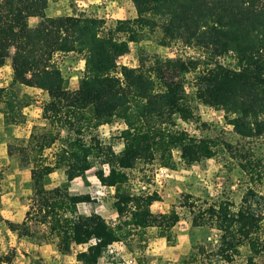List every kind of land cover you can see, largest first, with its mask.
I'll return each instance as SVG.
<instances>
[{
  "label": "trees",
  "instance_id": "1",
  "mask_svg": "<svg viewBox=\"0 0 264 264\" xmlns=\"http://www.w3.org/2000/svg\"><path fill=\"white\" fill-rule=\"evenodd\" d=\"M50 1L0 0V66L10 59L12 70L10 82L0 86L3 123L25 121L23 108L31 99L21 95L22 86L47 93L41 114L47 126H32L27 139L16 138L18 146L7 145V154L30 171L27 210L19 222L1 214L0 221L19 238H31L33 224L42 226L41 237L55 239L61 254L82 245L78 264H97L115 243L130 248L129 241L145 240L149 228L174 243L179 212L174 206L153 212L159 194L135 190L129 170L155 160L170 164L175 149L185 166L227 152L249 184L238 203L223 195L196 208L184 196L192 226L213 227L219 235L214 248L197 244L182 264H232L242 249L244 264H264V194L256 188L264 185V161L242 143L264 137V0H129L134 16L111 23L85 12L47 16ZM33 17L39 21L31 27ZM149 35L161 46L178 44L194 53L164 58L141 51L137 65L118 63L130 43ZM58 53L83 56L74 89L54 60ZM198 104L222 111L236 144L201 121ZM178 119L193 122L197 134L179 128ZM117 122L123 126L118 151L97 133ZM56 142L53 161L46 162L44 151ZM96 164L100 183L114 188L115 224L95 211L80 213L79 204L93 199L69 191L71 181L85 180ZM58 169L65 180L47 187L48 175ZM14 257L13 249L0 252V264H17ZM136 263L145 264L144 258L136 256Z\"/></svg>",
  "mask_w": 264,
  "mask_h": 264
},
{
  "label": "rangeland",
  "instance_id": "2",
  "mask_svg": "<svg viewBox=\"0 0 264 264\" xmlns=\"http://www.w3.org/2000/svg\"><path fill=\"white\" fill-rule=\"evenodd\" d=\"M74 12H85L103 17L108 23L115 19L134 16V8L129 0H53L46 9L47 16ZM38 21V18H31L29 25L34 27ZM141 51L145 54L157 53L164 58L175 57L176 54L191 55L194 53L193 50L185 49L178 44L161 46L155 41L153 35H149L140 42L130 43L129 52L121 56L118 61L120 64L137 65ZM54 60L67 78L69 88H76L83 70V56L79 53H58ZM21 95L28 96L31 101L26 106L27 108H23L25 121L19 125L28 123L27 130L30 131L32 126H37L39 129L47 126L46 120L41 115L43 107L41 103L46 100L42 98V92L22 86ZM196 112L201 121L209 123L212 128L216 129L215 132L219 136L236 144L238 137L232 132L231 126L225 123L222 111L198 104ZM0 125L2 126L0 129V195H2L0 208L4 210L1 215L4 219L19 222L24 218L30 201V171L29 168L18 165L16 155L7 154V145L10 144L11 148L18 146L16 133L21 132L15 127L19 125H2L1 121ZM122 127L119 122L104 124L97 129V133L103 141L111 143L118 151L122 146L119 138ZM64 132L62 130V134ZM28 136L24 131L19 138L27 139ZM242 143L255 156L264 161V137L245 140ZM57 144L58 142L45 149L46 162L53 161ZM98 167L99 165L96 164L87 170L85 180L80 177L74 178L70 183L69 191L74 194L88 193L93 199V202L79 204L80 213L88 214L95 211L109 222L112 218L117 220V214L112 208L114 190L98 185L95 174ZM140 167L143 169L140 170ZM140 167L129 170L130 184L135 190H155L159 194L160 200L152 204V211L161 213L174 206L179 212L180 219L174 226L175 242L168 243L156 235L155 228H149L146 231L145 240L138 241L136 238L130 240V248L127 243H115L110 247L108 255L101 258L97 264H137L136 256L143 257L145 264H182V260L190 257L197 244H205L207 248H214L219 235L218 230L205 225L192 226L191 220L194 214L183 206L184 196L190 195L189 202L193 201L196 208L204 207L223 195H227L234 203H238L246 185L249 184L237 161L227 152H219L211 159L185 166L180 162L179 150L175 149L172 163L164 164L155 160L150 165ZM64 180L63 170L58 169L48 175L46 186H57ZM256 188L264 194L263 184L257 185ZM32 228L35 234L31 240L18 238L4 222L0 221V252L13 249L15 251L14 260L17 264H77L74 253L84 247L74 246L68 256H61L56 253L55 239L46 240L41 237L42 226L33 224ZM144 242L145 247L142 249L140 244ZM245 255V249H242L241 254L236 256L232 264H244Z\"/></svg>",
  "mask_w": 264,
  "mask_h": 264
},
{
  "label": "crops",
  "instance_id": "3",
  "mask_svg": "<svg viewBox=\"0 0 264 264\" xmlns=\"http://www.w3.org/2000/svg\"><path fill=\"white\" fill-rule=\"evenodd\" d=\"M33 18H36V17H33ZM11 77H12V70H11V65H10V59H7L6 63L3 66H0V86H6L10 82ZM28 87L31 89H36V91H41L42 92V98L47 99V93L45 91H43L42 89L37 88L35 86H28ZM24 108H27V107H24ZM0 121H1L2 125H6L3 123V116H2L1 112H0ZM28 127H29L28 123H24V124H22V126L21 125L16 126L15 128L20 130V132H21V133H16V135L19 137L24 131L25 132L27 131ZM0 129H2L1 125H0ZM0 197H2V195H0ZM0 202H1V200H0ZM2 213H4V210L0 208V214H2ZM23 238H27V237H23ZM31 238H28V239L31 240ZM40 246H41V243L39 244V247ZM77 246L83 247L82 245H76V247ZM72 250H73V248H72ZM56 253L60 254L61 256H68V254H61L60 252L57 251V249H56ZM75 254H76V251L74 253V258H75ZM75 261L78 264V261L76 260V258H75Z\"/></svg>",
  "mask_w": 264,
  "mask_h": 264
},
{
  "label": "built area",
  "instance_id": "4",
  "mask_svg": "<svg viewBox=\"0 0 264 264\" xmlns=\"http://www.w3.org/2000/svg\"><path fill=\"white\" fill-rule=\"evenodd\" d=\"M55 55H57V54H55ZM118 63H119V61H118ZM42 103H41V105H43ZM177 126L179 128L187 130L190 134H197V129L195 128V124L193 122H186V121H183L181 119H178L177 120ZM26 132H27V135H29L30 130H27ZM102 167H103L105 172L108 171V166L107 165H103ZM96 181H97L98 185H101V186H104V187H106L108 189L114 190V188L112 186L102 185L97 177H96ZM116 222H117L116 218H112V220L110 221L111 224H115Z\"/></svg>",
  "mask_w": 264,
  "mask_h": 264
}]
</instances>
